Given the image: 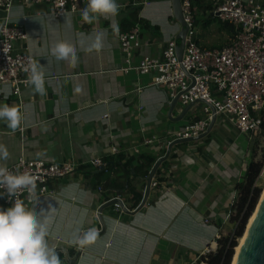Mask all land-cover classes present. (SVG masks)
Returning a JSON list of instances; mask_svg holds the SVG:
<instances>
[{"label": "crops", "instance_id": "obj_1", "mask_svg": "<svg viewBox=\"0 0 264 264\" xmlns=\"http://www.w3.org/2000/svg\"><path fill=\"white\" fill-rule=\"evenodd\" d=\"M117 3L118 16L100 19L94 25L85 24L80 14L56 19L47 4L24 6L16 0L11 12L10 24L23 27L28 35L26 42L17 44L18 50L46 67V95L36 93L30 85L18 98L11 87H0V103L17 107L24 117L16 131L0 121V144L9 152L0 166L9 167L24 157L83 167L75 176L51 183L50 194L39 197L36 206L39 211L52 205L49 244L65 248L72 259L79 249L69 243L73 234L93 228L102 231L98 211L115 198L135 211L143 200L152 168L166 155L165 139L203 114L202 104L185 116L184 108L177 105L171 114L173 102L168 103L166 89L152 85L154 75L122 72L125 56L117 38L119 32L139 27L141 49L136 62L145 56L160 59L167 42L177 38L181 29L173 15L172 0ZM215 3L201 0L196 4L208 14L206 30L216 29L218 23L219 39L229 42L219 47L210 45L212 42L203 45L196 32L204 48L220 49L232 41L229 30L213 16ZM17 9H22L23 15H16ZM5 16L0 11V25L5 24ZM100 30L107 32L104 49L92 53L80 49L81 32ZM60 42L77 48L75 67L50 55V48ZM153 137L161 139L159 146L141 147L142 152L134 154L135 147ZM256 139L249 142L220 116L206 138L174 147L156 174L160 185L151 190L147 205L134 215L115 207L103 210L105 232L94 244L84 247L76 264H191L207 248L217 251L218 241L234 232L238 186L254 162L250 148ZM112 147L118 148L119 154H112ZM119 155L124 160L115 170L88 167L95 159L119 163ZM146 157L155 164L150 167ZM131 158L126 171L123 166ZM0 205L7 209L1 200ZM59 254L62 264H68L65 255Z\"/></svg>", "mask_w": 264, "mask_h": 264}, {"label": "built area", "instance_id": "obj_2", "mask_svg": "<svg viewBox=\"0 0 264 264\" xmlns=\"http://www.w3.org/2000/svg\"><path fill=\"white\" fill-rule=\"evenodd\" d=\"M263 0H216L213 16L221 23L233 26L234 39L220 49L201 47L197 42L194 22V0H181L185 24L188 28L182 58L178 56L179 41L167 42L160 59L143 57L135 61L141 49L140 29L119 32L117 38L125 56L122 72H136L141 76L154 75L153 86L166 89L168 103L177 98L178 105H203V119L192 121L178 131H173L165 139L167 147L179 140L198 138L206 134L214 115L225 117L236 130L249 138H264V3ZM16 0H0V11L6 14L5 24L0 25V87L9 86L15 97L20 98L27 75L24 68L29 58L36 59L22 51L17 44L26 42L28 35L21 26L10 24L11 12ZM24 6L47 4L51 15L60 19L68 14L79 15L86 7L87 0H21ZM215 109V114L212 112ZM161 144L159 137H153L133 149L134 154L142 152L141 147H155ZM112 154H119L118 148H111ZM88 167L107 169L103 159H95ZM16 175H28L36 185L35 198L50 194V184L73 177L83 167L77 163H47L28 161L21 157L7 167ZM261 173V178L263 175ZM156 176L151 190L158 189ZM102 191V188H99ZM18 198L31 207L35 200L28 194H18ZM120 199V198H118ZM8 208L12 202L6 197L0 199ZM118 210L120 207L115 206ZM216 251L207 248L191 264H207V257Z\"/></svg>", "mask_w": 264, "mask_h": 264}, {"label": "clouds", "instance_id": "obj_3", "mask_svg": "<svg viewBox=\"0 0 264 264\" xmlns=\"http://www.w3.org/2000/svg\"><path fill=\"white\" fill-rule=\"evenodd\" d=\"M120 5L117 0H87L86 7L80 11L81 20L88 25L96 24L100 19L118 16ZM16 15H23L22 9H17ZM107 32L80 33L79 47L86 53L101 51L105 47ZM50 55L56 61L75 67L78 63L77 48L67 43H56L50 48ZM45 66L29 58L24 68L27 75L25 83L33 86L34 91L46 95ZM80 91L79 88L76 89ZM23 115L15 106L0 103V121L12 131L21 128ZM9 152L0 144V160H7ZM27 193L29 199L35 200V207H29L18 194ZM36 185L28 175H16L7 167L0 166V199L7 198L12 206L0 208V264H62L59 252L50 246V224L52 211L48 208L36 210L39 200L35 198ZM99 233L90 229L83 234L76 232L69 241L70 244L83 248L97 241Z\"/></svg>", "mask_w": 264, "mask_h": 264}, {"label": "water", "instance_id": "obj_4", "mask_svg": "<svg viewBox=\"0 0 264 264\" xmlns=\"http://www.w3.org/2000/svg\"><path fill=\"white\" fill-rule=\"evenodd\" d=\"M172 8H173L174 18L177 21V23L180 25V29H181L180 33L178 34V36L176 38L177 41H179L178 56L181 59L183 56V53H184V49H185V42H186V37L188 35V28H187V25L185 24V21H184L181 0H172ZM178 99L179 98H177L170 105L171 106V110H170L171 114L173 112V109L178 105ZM194 105H190V106L186 107L184 109L182 116H185L188 112H190L191 109L194 107ZM212 112L215 114L214 108H212ZM216 120H217V117L214 115V118H213L212 122L210 123V126H209L207 133L202 135L201 137L192 138L189 140H179V141L172 143L168 147L166 155L163 158L159 159L156 162V164L154 165V167L152 168V170L149 174V177H148L147 186H146V190H145L143 200H142L141 204L139 205V207L135 211H133V212L129 211L125 207L123 201L121 199H118V198H115V199L105 203L104 205H102L98 211V214H97L98 219L100 220L101 224L103 225L102 231H97L99 233V235L103 234L105 232V226H104V223L102 220L103 210L110 208V207H115L116 205H118L120 207V209L125 214L134 215V214L139 213L147 205V202H148V199H149V196L151 193V183H152L153 178L158 173L162 164H164L165 162H167L169 160L173 148L178 146V145H181V144H186V143H190V142H197V141L203 140L213 130V128L216 124ZM252 217H254V219H253L249 229H248L249 224L247 225V228L245 230V235H246L245 241H244V244L241 248L239 256L237 258L236 264H264V192L262 193V195L259 199L256 210H255L254 214L252 215ZM251 218H250L249 222L251 221ZM56 249L59 253L61 252L62 254L65 255V258H66L68 264H76L80 255H82V253H83L84 247L83 248L79 247L78 254H77V257L75 259H72L70 257V255L68 254V252L65 248L58 247ZM233 261H234V257L232 260V264H233Z\"/></svg>", "mask_w": 264, "mask_h": 264}, {"label": "trees", "instance_id": "obj_5", "mask_svg": "<svg viewBox=\"0 0 264 264\" xmlns=\"http://www.w3.org/2000/svg\"><path fill=\"white\" fill-rule=\"evenodd\" d=\"M194 2L198 3L201 2V0H194ZM209 10H212V8L210 7ZM223 25L229 30V34L232 36L231 40H233L235 35L234 27L225 24ZM117 159H120L119 163H116L114 160H106L109 171L115 170L117 167L121 166L120 164L123 162L124 157L119 155ZM131 160L132 158L128 159L126 162L127 164H122L124 165V170L129 171L128 165ZM140 160H143V156L140 157ZM146 160L150 161V167L155 164L154 159H148V157H146ZM263 169L264 154L261 162H252L249 165L244 182L238 186L240 198L234 207L235 215L232 217V223L235 226L233 234L231 236L221 238L218 241V249L215 253H211L207 257V264H232V260L235 255V249L238 247V240L244 236L248 222L254 214L259 199L262 195V189L258 187V182L261 179V173ZM159 171L157 175L159 174Z\"/></svg>", "mask_w": 264, "mask_h": 264}, {"label": "rangeland", "instance_id": "obj_6", "mask_svg": "<svg viewBox=\"0 0 264 264\" xmlns=\"http://www.w3.org/2000/svg\"><path fill=\"white\" fill-rule=\"evenodd\" d=\"M193 9H194L193 15H194L195 29H196L198 38L201 40V43L203 45H207L210 42H212L213 44H210V45L215 46V47H219L220 44L223 42L222 39H219L220 38L219 32L221 30L219 32L217 30L219 24L218 23L216 24V26H215L216 29H213L211 31L206 30L208 14L205 15V13L202 12V8L200 7V5L196 4L195 2H193ZM204 25H205V27H204ZM204 34H206L208 36H212V38L209 39V37H204ZM228 42H229V40H226V43H228ZM226 43H222V44H226ZM203 117H204L203 114L200 115V113H199L197 115V118L203 119ZM250 151L252 153L251 159L254 160V162H256V163L261 162L263 159V154H264V138L256 139L254 144L251 145ZM263 171H264V169H263ZM258 187L262 189V193H263L264 192V172H263L262 178L258 182ZM239 243H240V239L238 240V246H239ZM235 253H236V249H235Z\"/></svg>", "mask_w": 264, "mask_h": 264}, {"label": "bare ground", "instance_id": "obj_7", "mask_svg": "<svg viewBox=\"0 0 264 264\" xmlns=\"http://www.w3.org/2000/svg\"><path fill=\"white\" fill-rule=\"evenodd\" d=\"M253 219H254V217H252V218H251V221L248 223V224H249L248 229H249V227L251 226V223H252ZM245 236H246V235L244 234V236L240 239L239 246L236 248V253H235V256H234L233 264H236L237 258H238V256H239V253H240L241 248H242V246H243V244H244V241H245Z\"/></svg>", "mask_w": 264, "mask_h": 264}]
</instances>
